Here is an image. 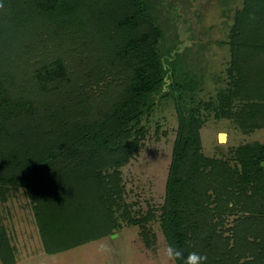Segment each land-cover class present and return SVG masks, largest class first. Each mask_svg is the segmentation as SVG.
I'll return each mask as SVG.
<instances>
[{
    "label": "trees",
    "instance_id": "obj_1",
    "mask_svg": "<svg viewBox=\"0 0 264 264\" xmlns=\"http://www.w3.org/2000/svg\"><path fill=\"white\" fill-rule=\"evenodd\" d=\"M162 33L149 0H0V202L22 189L47 254L108 236L120 216L144 226L154 213H129L120 167L159 95L177 115L158 215L167 244L207 264H264V143L202 154L199 79L163 54ZM228 38L230 88L215 116L260 128L264 0H242ZM0 260L15 263L1 219Z\"/></svg>",
    "mask_w": 264,
    "mask_h": 264
},
{
    "label": "rangeland",
    "instance_id": "obj_2",
    "mask_svg": "<svg viewBox=\"0 0 264 264\" xmlns=\"http://www.w3.org/2000/svg\"><path fill=\"white\" fill-rule=\"evenodd\" d=\"M149 1L162 26L161 51L164 55L177 54L180 59L178 68L194 71L199 79L194 98L200 102L202 154L231 159L233 151L240 145L256 141L264 143V124L257 129L244 130L232 119L222 115L216 117L213 110L219 103L217 94L222 91L225 95L230 88L228 34L234 11L241 7L242 0H189L190 7L184 11V19H181L183 14L177 2ZM156 98L153 108L141 121L145 131L136 154L120 167L129 213L137 218L152 210V219L141 227L127 223L120 216V228H113L108 236L47 254L42 247L30 201L22 189L15 190L6 201L0 202L1 223L14 246V264H167L163 256L167 241L158 215L164 201L177 115L172 99H158L159 95ZM243 103L234 100L233 108L238 110ZM220 132L225 133L221 141L218 140ZM143 229L147 232L149 246L141 236ZM0 264H3L1 260Z\"/></svg>",
    "mask_w": 264,
    "mask_h": 264
},
{
    "label": "clouds",
    "instance_id": "obj_3",
    "mask_svg": "<svg viewBox=\"0 0 264 264\" xmlns=\"http://www.w3.org/2000/svg\"><path fill=\"white\" fill-rule=\"evenodd\" d=\"M250 19H255L254 15H250ZM163 256L167 264H207V255H202L197 251L189 252L187 256L181 248L174 244H167L163 249Z\"/></svg>",
    "mask_w": 264,
    "mask_h": 264
},
{
    "label": "water",
    "instance_id": "obj_4",
    "mask_svg": "<svg viewBox=\"0 0 264 264\" xmlns=\"http://www.w3.org/2000/svg\"><path fill=\"white\" fill-rule=\"evenodd\" d=\"M172 1L173 2L175 1V2H177L180 5V11H181V14H183V17L181 19H184L185 18L184 11L185 10L187 11V9L190 7V1L189 0H172ZM180 21H182V20H180ZM220 134H225V133L224 132H220L218 134V140L219 141H221L220 140ZM261 165L264 166V162H262Z\"/></svg>",
    "mask_w": 264,
    "mask_h": 264
},
{
    "label": "bare ground",
    "instance_id": "obj_5",
    "mask_svg": "<svg viewBox=\"0 0 264 264\" xmlns=\"http://www.w3.org/2000/svg\"><path fill=\"white\" fill-rule=\"evenodd\" d=\"M223 135H224V134H220V139H221L222 137H224Z\"/></svg>",
    "mask_w": 264,
    "mask_h": 264
},
{
    "label": "flooded vegetation",
    "instance_id": "obj_6",
    "mask_svg": "<svg viewBox=\"0 0 264 264\" xmlns=\"http://www.w3.org/2000/svg\"><path fill=\"white\" fill-rule=\"evenodd\" d=\"M166 1V0H165ZM170 1H172V0H170ZM173 2V1H172ZM173 6L175 7V4H173ZM186 15H187V13H186Z\"/></svg>",
    "mask_w": 264,
    "mask_h": 264
}]
</instances>
